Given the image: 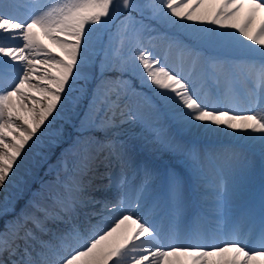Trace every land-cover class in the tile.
<instances>
[{
	"label": "snow or ice",
	"instance_id": "snow-or-ice-1",
	"mask_svg": "<svg viewBox=\"0 0 264 264\" xmlns=\"http://www.w3.org/2000/svg\"><path fill=\"white\" fill-rule=\"evenodd\" d=\"M134 12L186 35L187 42L164 34L199 71L170 69L145 46L154 30ZM205 46L235 48L241 58L209 59ZM73 92L89 98L72 160L62 154L55 181L0 230V264H264V193L258 209L244 205L230 220L221 160L235 153H203L182 135L230 132L264 155V0H0V188L13 182ZM242 95L243 109L236 106ZM127 125L189 162L202 189L190 219L184 175L169 169L157 188L158 170L122 138ZM95 179L108 181L97 190L115 194L88 195Z\"/></svg>",
	"mask_w": 264,
	"mask_h": 264
},
{
	"label": "bare ground",
	"instance_id": "bare-ground-1",
	"mask_svg": "<svg viewBox=\"0 0 264 264\" xmlns=\"http://www.w3.org/2000/svg\"><path fill=\"white\" fill-rule=\"evenodd\" d=\"M153 42H154L153 44L155 45L158 44V41L156 39H153ZM152 46L153 45L150 44V47ZM162 52L164 53L165 57L161 59L163 62L167 64V66L170 69L176 72H183L185 74H188L190 72L195 74V72L199 71L198 68L197 69L193 68L190 58L186 54H184L177 46L174 47L169 46L167 48L163 46ZM223 52L225 53L224 50ZM167 57L170 59L173 58V61H171L172 63L167 59ZM208 58L230 59V60L238 61L241 58V55L235 57L234 59H231V58L222 57L218 54H213L210 55ZM255 59L257 60V62L259 61L258 57H256ZM214 83L215 82H209V84L206 85V87H211ZM234 87L237 90H240L241 93H247L251 91V85L243 84V87L240 88L234 85ZM236 106L241 109L246 108L248 106L247 99L244 98V96L242 95L239 104ZM157 115L158 114L153 113L152 116L153 122L156 121ZM159 124L169 130V135L177 134V130L170 125L169 119L166 115H159ZM125 129L130 131L128 135L130 144L128 145L132 147L135 151H137V155L139 159L142 162L148 163L154 169L158 170L159 175L158 178L156 179L157 188L162 187V177L167 170L175 169L177 172L183 174V172L181 171L180 161L181 160L184 161L185 158L181 156V158L178 159V157L175 156V153L167 150L161 144L160 145L158 144L155 148L153 144H157V143L153 142V137L151 133L149 131H145L139 125L136 126L127 125L125 126ZM228 134L229 133H225L224 131H219V132L214 131L208 134L201 132V133H191V134H182V135H184L185 140L195 144L203 153L209 152L210 150L213 152V150H216L217 148L221 149L219 153L224 152L226 149L232 153H235L234 158L228 159L227 156H225L221 160V163L225 164L227 188L230 193L229 196L230 202L228 204L227 215L231 220L239 216L240 210L244 205H253L258 209L261 195L262 193H264V166L263 167L258 166L256 164L255 158L260 157L261 159H264V155L261 154L260 148L257 145H249L244 142H240L235 137L233 140L224 139L225 137H227ZM138 135H140L141 138L148 140L149 147L144 145L142 140L139 141ZM152 151H155V153L152 154ZM30 155H31V151L26 159L24 166L17 171L16 176H20L21 174L20 171L27 166V164L29 163L28 159L30 158ZM68 160L69 162H71L72 157H70ZM31 163H33V160H31ZM206 170L211 174V172L207 169V167ZM100 171H103V168H101ZM118 171H119L118 168L113 169L114 179L118 174ZM129 175L131 176V172H129ZM141 179H142L141 176L138 175L136 177L135 183L137 184L140 183ZM186 181H187L186 202L188 204L187 216L189 217L191 216L194 207L198 206L199 202L202 199L201 197L202 189L195 188L196 184L190 181V179L189 180L186 179ZM14 182H15V178L13 179V182L11 184L6 185V189L8 190ZM107 184L108 181L106 179L105 180L96 179L92 193L89 194L87 193V194L94 195L96 197H101L104 195H107L108 197H112L115 194L114 187H109V188L100 187L97 190V185L103 186ZM192 191H198V192L195 195L193 194ZM97 219L98 218L96 217L92 218V220H94L95 223L97 222Z\"/></svg>",
	"mask_w": 264,
	"mask_h": 264
},
{
	"label": "rangeland",
	"instance_id": "rangeland-1",
	"mask_svg": "<svg viewBox=\"0 0 264 264\" xmlns=\"http://www.w3.org/2000/svg\"><path fill=\"white\" fill-rule=\"evenodd\" d=\"M133 16L136 18V20L140 21L142 20V23L145 25H150L151 28L154 30L152 33H147L146 34V39H145V46L148 47L155 55H158L160 58L165 57L164 53L162 52L163 46L171 47L175 45H170L168 43V40L165 38V33L169 37H176L178 39L184 40L187 42V36L186 35H180L178 30L172 29L171 27L165 28L161 27L160 24H158L156 21L148 19V13L145 12V16L142 19L138 13H133ZM201 27H209L208 25H201ZM112 31H115V28H112ZM148 36H152V39H147ZM104 45L106 46L108 43V36L104 35ZM153 39H156L158 41V44H153ZM161 43V44H160ZM150 44L153 45L150 47ZM162 47V48H160ZM225 51V53L223 52ZM222 51V52H221ZM213 54H218L222 57L225 58H231L234 59L235 57H238L241 55L240 51L235 48H224V47H218V46H205V49L202 53L203 56L209 57L210 55ZM167 59L171 62L173 61V58H168ZM172 63V62H171ZM131 79L132 84L139 88L140 82L136 80L133 77H130L128 74L125 75V79ZM94 86L90 85V87ZM236 86L238 87H243L242 83H237ZM77 88H80V85H76ZM142 92L148 93V95H151V92L149 91L148 88L141 89ZM73 97L74 99L69 100L65 106L71 108L70 112V122L72 124V129L69 132V135L67 136H62L59 138V145L58 146H50L51 141L53 140V137L55 136V132L49 128L48 133L41 138V145L33 148L31 150V155L29 160V163L27 166L20 171V176H15V182L12 184V186L7 190L6 186L4 188H0V213H3L0 216H3L5 213L9 212H15L18 215L26 208V205L28 202L36 195H38L41 191L42 185H49L52 184L57 175V168H58V161L61 158L62 154L66 155L67 158L69 159L72 157L71 155L69 156L70 152V145L74 142V140L77 137L78 134V129L79 125L81 122V119L84 117L85 112L87 111L88 108V96L81 93V92H73ZM78 97V99H75ZM37 98H39L37 96ZM78 104H81V106H78ZM39 107V105H37ZM64 113V110L61 114ZM51 119V118H50ZM127 131V132H126ZM125 131V135L122 137L125 139L127 144L129 143L128 135L130 133L129 130ZM139 136V141H143V144L149 147L148 140L141 138ZM224 139L226 140H233L234 136L229 132L227 137ZM157 144H153V146L156 148ZM160 145V144H159ZM133 146V145H132ZM134 147V146H133ZM43 150V151H42ZM221 149L217 148L216 150H213L214 153H219ZM135 151V150H134ZM211 151V150H210ZM206 152V153H212L211 152ZM137 154V151H135ZM155 153V151H152V154ZM175 156L181 158L180 155H177L175 153ZM46 157V159H44ZM31 160H33V163H31ZM181 160V159H180ZM256 164L260 167L264 166V159H261L260 157L255 158ZM181 163V171L183 172V175L186 179H190L193 177H196L193 168L190 167V164L186 159L184 161H180ZM31 164V165H30ZM206 170V168H205ZM25 171V172H23ZM207 171V170H206ZM63 173H61V176ZM212 173H209V178H212ZM20 177V178H19ZM20 179V180H19ZM87 179V178H86ZM29 180V181H28ZM96 181V179H95ZM95 181L93 180L92 186L87 189V193H92L94 189V183ZM27 184V185H26ZM33 186H38V189L36 191H32ZM193 194L196 195L198 191H192ZM23 197V202L20 203L19 207L16 209L15 207H9L10 204H13L16 202L17 198ZM193 212V211H192ZM192 215V213H191ZM188 217V216H187ZM191 216L188 217L190 219ZM185 223L187 220L184 221ZM92 223L95 224V221L92 220ZM61 226V227H60ZM53 228H63L64 225H52ZM46 239H49V237L45 236ZM55 243V241H53Z\"/></svg>",
	"mask_w": 264,
	"mask_h": 264
},
{
	"label": "trees",
	"instance_id": "trees-1",
	"mask_svg": "<svg viewBox=\"0 0 264 264\" xmlns=\"http://www.w3.org/2000/svg\"><path fill=\"white\" fill-rule=\"evenodd\" d=\"M161 27L163 28L164 26L161 25ZM78 106H81V104H78ZM70 112H71V108L65 106L64 113L60 114L59 116H57V118L54 121H52L50 128L53 132L55 133L62 132L64 136L69 135V132L72 129V124L70 122ZM37 189L38 186H33L32 191H35ZM21 202H23V197H21L20 199L17 198L16 202L10 205H13L17 209ZM12 215L13 212H9V213L7 212L3 216H0V230L11 219Z\"/></svg>",
	"mask_w": 264,
	"mask_h": 264
}]
</instances>
